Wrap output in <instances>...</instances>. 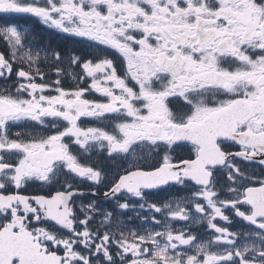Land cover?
Instances as JSON below:
<instances>
[{"label":"snow or ice","instance_id":"obj_1","mask_svg":"<svg viewBox=\"0 0 264 264\" xmlns=\"http://www.w3.org/2000/svg\"><path fill=\"white\" fill-rule=\"evenodd\" d=\"M0 14V264H264V0Z\"/></svg>","mask_w":264,"mask_h":264},{"label":"flooded vegetation","instance_id":"obj_2","mask_svg":"<svg viewBox=\"0 0 264 264\" xmlns=\"http://www.w3.org/2000/svg\"><path fill=\"white\" fill-rule=\"evenodd\" d=\"M17 24V25H25L27 23V18L18 15L11 14H0V24ZM31 27L30 23L28 24ZM87 123V121H86ZM177 152L183 154L182 150L177 149ZM159 197L153 196L151 199H158Z\"/></svg>","mask_w":264,"mask_h":264}]
</instances>
